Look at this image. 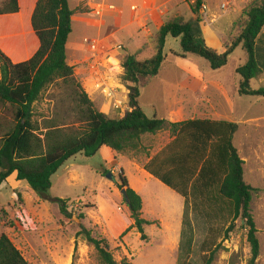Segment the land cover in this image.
I'll list each match as a JSON object with an SVG mask.
<instances>
[{
  "label": "trees",
  "instance_id": "16d2710c",
  "mask_svg": "<svg viewBox=\"0 0 264 264\" xmlns=\"http://www.w3.org/2000/svg\"><path fill=\"white\" fill-rule=\"evenodd\" d=\"M202 2L193 0L195 21L189 22L183 16L168 19L154 33L150 43L125 57L122 80L129 91L130 111L120 119H114L95 108L77 81L74 67L68 64L66 47L75 14L69 0H38L31 19L40 44L35 55L27 61L13 63L0 49V107L12 112L11 122L0 118V188L16 174L17 181H26L40 199L57 202L62 215L70 218L68 201L52 199L48 195L53 185L52 177L68 160L78 154L92 157L104 146L116 155L135 159L146 150L145 141L149 142V137L169 129L175 139L153 157L147 153L149 161L143 166L144 170L185 198L184 216L190 199H193L194 207L198 206V196H204L210 205L227 207L232 219L229 232L238 220L243 223L251 248L249 264H258L261 245L251 210L255 189L245 181L244 161L233 143L239 125L210 120L172 124L163 119L148 118L139 105L141 89L161 72L168 37L180 40L181 52L176 54L177 57L202 58L209 62L212 70L227 66L230 56L242 46L248 61L236 71L241 76L239 94L264 98V88L251 87L252 81L263 73L256 58V45L264 28V0L248 2L232 27L224 53L210 48L202 36L199 26ZM19 11L18 0H0V15ZM150 45L153 55L144 58ZM59 82L72 87L76 106L69 110L71 112L41 125L34 119L35 104L44 91ZM120 182V188L126 189L129 200L126 205L134 222L121 237L135 228L141 240L146 241L145 227L155 223L142 217V198L130 187L123 171ZM82 234L94 246L101 264H132L128 259L118 263L109 250V243L93 237L91 231L84 230ZM220 247L219 244L214 250L210 249V255H204L203 263L213 264ZM184 250L189 256L190 247ZM0 264H30L5 233L0 236ZM178 264L191 263L184 260Z\"/></svg>",
  "mask_w": 264,
  "mask_h": 264
},
{
  "label": "rangeland",
  "instance_id": "374dc122",
  "mask_svg": "<svg viewBox=\"0 0 264 264\" xmlns=\"http://www.w3.org/2000/svg\"><path fill=\"white\" fill-rule=\"evenodd\" d=\"M69 1L74 10L80 4V0ZM93 2L95 1L86 0L75 10L76 22L72 23V32L66 47L67 61L71 67H74L77 81L98 111L106 103L114 108L118 104L124 106L123 109H125L123 103L125 95L118 93V89H122L121 86L125 85L122 80L124 72L122 66L129 51L122 43L113 46L111 52L104 50L100 42L101 38L91 28V20L94 21L95 18L104 16V13L96 14L98 6L90 9ZM107 4L109 3H101L104 11L107 9ZM208 4L218 15L229 11L221 8L222 4L227 5V0H208ZM189 5L192 10V2ZM27 12L24 5V17ZM90 13L93 16L89 15ZM200 15L202 16L201 12ZM194 16L197 17L195 14ZM15 25L12 23V29ZM29 27L32 28L31 24ZM170 39L171 42L164 52L165 55H169L170 50L181 51L180 40L173 42L172 38ZM85 40L97 41L98 50L92 51ZM10 50H13L11 45ZM13 54L14 61L10 58L13 63L18 60L23 62L26 58L25 53L19 54L16 49ZM143 55L144 58L152 56L153 47L147 49ZM239 58L237 54L224 69L210 70L211 77L231 82L233 69ZM199 59L208 66L210 65L206 60ZM176 62L177 59L166 58L159 76L153 78L152 83L144 90L141 103L151 117L153 109L150 104L154 103L159 110L164 111L168 103L172 104L174 100L177 101L174 95L175 89L161 84V81L180 80L181 73ZM251 87L256 90L264 88V83L255 79ZM226 89L231 90L229 85ZM107 93H110V96ZM74 101L72 87H67L62 82L56 83L44 91L39 102L35 104L34 119L42 125L46 120L71 112L69 110L76 106ZM233 103L238 107L235 116H231L226 111L228 105L222 99H216L214 104L225 109V115L228 116L226 120L241 123L233 143L244 161L245 181L255 189L251 210L261 245L258 264H264V98L236 96ZM0 118L11 122L12 112L0 107ZM164 131L154 137H149V142L145 141L146 150L142 154H137L135 159L123 157L125 167V173H123L126 174L129 183L131 181L138 189L139 181L144 185L149 183L136 172L133 164L143 168L149 161L147 153L149 157H153L162 148L169 135V129ZM69 164L76 165L71 171L76 173L77 178L74 177V180L78 179L77 182L68 187L63 180H58V175L65 169V166L53 178L54 185L48 195L52 199H68L70 218L62 215L57 202L39 200L38 195L26 181L20 182L15 177H10L0 188V236L3 233L7 234L30 264H101L94 246L90 245L85 235L82 234L84 230L91 231L93 237L99 240H106L109 243L110 252L118 263L128 259L132 264H178L179 261L184 260L191 264H204V255H210L211 250L220 244L221 247L218 249L213 264H249L251 248L247 241V231L243 223L238 220L232 232H229L232 219L227 207L220 204L210 205L206 203L204 196H198V206L194 207V201L190 199L186 216L183 215L185 225L183 224L181 229L178 215L174 211V207L179 206L178 200L170 201L163 198V205L158 208L155 203L147 199L146 192L151 190L148 187L144 192L148 209L144 218H157L164 221L165 225L163 224L162 227L156 221L155 226H146L145 234L148 237L146 241L141 240V235L135 228L121 237L134 224L121 193V172L116 171L114 174L113 165L103 163L100 154L92 157L78 154L67 165ZM92 166L100 170L105 184L101 185L100 175L91 169ZM108 173H112L114 180L107 178ZM94 200L105 207L103 214L98 212ZM117 234H119L118 237L114 239ZM187 247L191 249L189 256L184 252V248Z\"/></svg>",
  "mask_w": 264,
  "mask_h": 264
},
{
  "label": "crops",
  "instance_id": "0c3cea01",
  "mask_svg": "<svg viewBox=\"0 0 264 264\" xmlns=\"http://www.w3.org/2000/svg\"><path fill=\"white\" fill-rule=\"evenodd\" d=\"M84 1L86 0H80V4ZM94 1L95 2L91 3L90 9L101 5V3L106 2L109 3L107 5L114 6V9H106L104 11V16L95 18L94 21L91 20V28H93L96 31V35L101 38L100 42L102 43L104 50H107L109 52L113 51V46L115 47L116 44L122 43L124 44L125 48H127V50L129 51V54H135L146 43H150L153 33L160 30L168 19L176 18L179 16L186 17L187 21L189 22L195 21L197 19V17L195 18L194 13H192V10L189 5V3L191 2L193 3V0ZM249 1L251 0H227L226 8L223 9V5L225 4H222L221 8L223 10L229 11L225 14L218 15L216 12L212 11V8H210V5L208 4V0H203L202 6L206 7V10L202 9L201 11L202 16L199 26L202 36L206 41V44L210 48L216 50L218 53H224L226 51V44L232 32V27L234 23L238 19H240L243 9ZM18 2L20 7V11L18 13L0 15V48L9 58H11L12 61H14L13 51L15 49L18 50L19 54L25 53L26 58L24 61H27L35 55L40 46L39 40L36 37L33 28L30 29L29 27L30 24L32 27L31 19L38 0H18ZM80 4L76 7V9L80 6ZM24 5L28 11L26 13V17H24L23 13ZM72 10L75 12L74 9ZM75 15L76 14H74L72 18V23L76 22ZM89 15L93 16L92 13H90ZM12 23L16 24L14 29H12ZM23 27L24 29H22ZM170 38L172 37H168L166 40L165 50L171 42ZM172 40L173 42H176V40L179 39L172 38ZM10 45L13 50H10ZM180 52V50H170V54L165 55L166 58L172 57L175 60L177 59L176 66L181 73L180 80L175 82L161 81V84L175 89L174 95L177 98V101L174 100L172 104L168 103L164 111L159 110V108L154 103L150 104L153 109V116H149L141 103V98L144 94V90H146L145 88H147L152 83L151 81L148 86L142 88L140 91L139 105L143 109L146 116L149 118L163 119L172 124L186 122L190 120L231 122L226 120L228 119V116H226L225 113L227 111L231 114V116H235V114L238 112V107H236L233 102L236 96H242L239 94L238 90L241 77L239 76V74H237L236 71L240 66L245 65L248 61V55L244 48L242 46H239L230 56L229 62H231L237 56V54H239L240 56L235 68L233 69L234 74L231 82H225L214 79L213 77H211L210 70L212 69L210 68V65L208 66L206 63L202 62L199 57L196 56H189L186 59H181L176 56V54ZM256 58L263 72L257 79L264 83V28L257 39ZM20 61L21 60H18V62L14 63H20ZM167 84H169V86ZM227 85H229V87L231 88L230 91L226 89ZM121 87L122 89H118V93H124L125 95L123 97L125 109H123L124 106H121L119 109H116L109 105V103H106L105 106L100 109L101 112L109 115L114 119H120L126 112L130 111V108L128 106L129 91L125 85H122ZM218 98L225 101V103L228 105V109L226 111L225 109H222L219 106H215L214 103H216V99ZM234 123H237L239 127L241 125V123L239 124L238 122ZM164 133L167 132L164 131ZM174 139L175 137L169 130L168 140L162 146V148H160V150H162ZM98 154L102 156L103 163H105L106 165L108 163L113 165L112 172L114 174L116 171H123L125 173L123 156L116 155L110 148L106 146L101 148L96 155ZM72 159L73 158L68 160L59 169L60 171L66 166L65 169L58 175V180H63L64 184H66L68 187L70 184L77 182L78 180H74V177H76V173L74 171H71L72 168H74L76 165H67L69 162H71ZM133 166L136 172L142 175L144 179L149 183L144 185L139 181V189L131 181L129 183L130 187L134 189L142 198V217L144 218V214L147 215L148 210L146 206L147 200L145 198L144 192L147 190L148 187H150L151 190L146 192L147 199L150 202L155 203L158 208L162 207L163 198L169 199L170 201L178 200L177 203H179V206L174 207V211L178 215L179 225L182 229L183 215L185 210V198L170 187H168L167 185H165L164 183H162L159 179L150 175L144 170V168H140L135 164H133ZM91 169L97 175H100L101 185L105 184L101 177L102 175L100 173V170H98V168L94 166H92ZM59 171L52 177V182L53 178L59 173ZM11 177L16 178V174H13ZM28 190L30 191L29 188ZM60 197L63 198L67 196ZM39 200L41 199L39 198ZM41 201L43 202V200ZM95 204L98 208V212L100 214H103L105 212V207H103L97 200L95 201ZM144 219L150 222L158 221L162 227L163 224L165 225L164 221L158 220L157 218L155 219L149 217ZM119 234L114 236V239L118 237ZM171 240H175V238H171Z\"/></svg>",
  "mask_w": 264,
  "mask_h": 264
},
{
  "label": "built area",
  "instance_id": "2783aa9c",
  "mask_svg": "<svg viewBox=\"0 0 264 264\" xmlns=\"http://www.w3.org/2000/svg\"><path fill=\"white\" fill-rule=\"evenodd\" d=\"M97 8H99V9H97V12H96V14L97 15H100V14H102V13H104V9H103V7L101 6V5H98V7ZM223 8H226V5H223ZM107 9H114V6H111V5H108L107 6ZM203 10H206V7H203ZM85 42L87 43V45L89 46V48L92 50V51H96V50H98V47H99V43H97V41H89V40H85ZM119 49H121V47H119ZM106 92V91H105ZM107 94H109V96H110V93H107ZM121 107V105H115V108L116 109H119Z\"/></svg>",
  "mask_w": 264,
  "mask_h": 264
},
{
  "label": "water",
  "instance_id": "95a60500",
  "mask_svg": "<svg viewBox=\"0 0 264 264\" xmlns=\"http://www.w3.org/2000/svg\"><path fill=\"white\" fill-rule=\"evenodd\" d=\"M107 178L110 179V180H114V177L112 175V173H108L107 174ZM121 193L124 197V200L126 201V203L128 204L129 203V200H128V196H127V192H126V189H122L121 190Z\"/></svg>",
  "mask_w": 264,
  "mask_h": 264
},
{
  "label": "bare ground",
  "instance_id": "6f19581e",
  "mask_svg": "<svg viewBox=\"0 0 264 264\" xmlns=\"http://www.w3.org/2000/svg\"><path fill=\"white\" fill-rule=\"evenodd\" d=\"M173 245V244H172Z\"/></svg>",
  "mask_w": 264,
  "mask_h": 264
}]
</instances>
